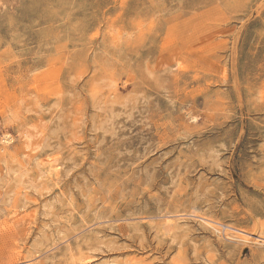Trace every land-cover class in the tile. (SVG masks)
I'll list each match as a JSON object with an SVG mask.
<instances>
[{
  "label": "rangeland",
  "instance_id": "1",
  "mask_svg": "<svg viewBox=\"0 0 264 264\" xmlns=\"http://www.w3.org/2000/svg\"><path fill=\"white\" fill-rule=\"evenodd\" d=\"M75 258L264 264V0H0V264Z\"/></svg>",
  "mask_w": 264,
  "mask_h": 264
},
{
  "label": "bare ground",
  "instance_id": "2",
  "mask_svg": "<svg viewBox=\"0 0 264 264\" xmlns=\"http://www.w3.org/2000/svg\"><path fill=\"white\" fill-rule=\"evenodd\" d=\"M263 2V1H262ZM261 2V3H262ZM11 138L12 136L7 134V133H4V136H3V139L5 141H11ZM45 173H47L48 177L46 179V182L48 183V185L52 186L54 183L49 179V176L51 175L50 172L48 171H45ZM44 173V174H45ZM199 215V214H198ZM57 216H58V219L61 221V222H68L70 217H69V214H68V208L65 207L61 210H59V212L57 213ZM195 216V215H193ZM205 216V215H204ZM197 218V217H196ZM198 219V218H197ZM205 219V218H204ZM182 220V219H181ZM202 221V219H201ZM178 222V221H177ZM202 223L208 227L211 231L213 232H218V233H222L224 234V236H229L230 234H228L227 232H225L224 230H222L221 228H219V226L210 218L202 221ZM177 224V223H176ZM200 225V224H199ZM178 226V225H177ZM203 227V226H202ZM179 229L175 226L174 222L170 219V217H167L163 220V223L160 224L158 226V229H157V233L160 234L161 236L162 235H170L172 232L174 231H178ZM176 233V232H174ZM221 234V235H222ZM173 235V234H172ZM220 235V236H221ZM230 238V237H229ZM133 254V253H132ZM136 255V254H135ZM30 256V255H29ZM28 258V257H27ZM37 259V258H36ZM23 260V259H22ZM134 260H136V258H134ZM20 261V260H19ZM73 263L75 264H89L90 261H85L83 259H80V258H75Z\"/></svg>",
  "mask_w": 264,
  "mask_h": 264
}]
</instances>
